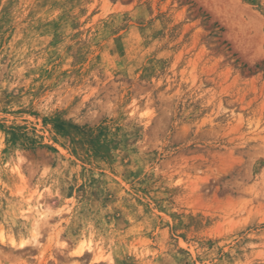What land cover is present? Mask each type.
Here are the masks:
<instances>
[{"label": "rangeland", "instance_id": "rangeland-1", "mask_svg": "<svg viewBox=\"0 0 264 264\" xmlns=\"http://www.w3.org/2000/svg\"><path fill=\"white\" fill-rule=\"evenodd\" d=\"M0 264H264V0H0Z\"/></svg>", "mask_w": 264, "mask_h": 264}]
</instances>
